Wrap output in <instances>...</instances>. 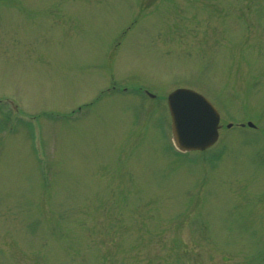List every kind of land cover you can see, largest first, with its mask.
Masks as SVG:
<instances>
[{
	"label": "rangeland",
	"instance_id": "1",
	"mask_svg": "<svg viewBox=\"0 0 264 264\" xmlns=\"http://www.w3.org/2000/svg\"><path fill=\"white\" fill-rule=\"evenodd\" d=\"M0 264H264V0H0Z\"/></svg>",
	"mask_w": 264,
	"mask_h": 264
},
{
	"label": "water",
	"instance_id": "2",
	"mask_svg": "<svg viewBox=\"0 0 264 264\" xmlns=\"http://www.w3.org/2000/svg\"><path fill=\"white\" fill-rule=\"evenodd\" d=\"M167 103L173 142L180 152L205 151L217 143L220 114L206 97L190 89H179L168 96Z\"/></svg>",
	"mask_w": 264,
	"mask_h": 264
}]
</instances>
